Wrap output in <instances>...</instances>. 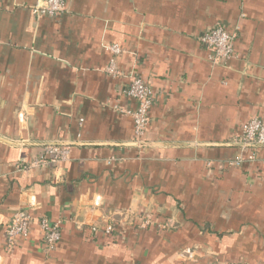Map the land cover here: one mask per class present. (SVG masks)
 <instances>
[{"label": "crops", "instance_id": "crops-1", "mask_svg": "<svg viewBox=\"0 0 264 264\" xmlns=\"http://www.w3.org/2000/svg\"><path fill=\"white\" fill-rule=\"evenodd\" d=\"M36 1L0 0V264H264V147L220 165L250 153L226 143L264 118V0H65L42 16ZM216 24L237 29L225 64L198 40ZM133 75L154 94L143 146L121 111ZM49 145L68 158L32 165ZM23 206L35 220L7 249ZM145 209L172 228L125 224ZM39 215L61 224L49 251Z\"/></svg>", "mask_w": 264, "mask_h": 264}, {"label": "built area", "instance_id": "built-area-1", "mask_svg": "<svg viewBox=\"0 0 264 264\" xmlns=\"http://www.w3.org/2000/svg\"><path fill=\"white\" fill-rule=\"evenodd\" d=\"M65 9V0H37L33 6V13L36 16L57 15ZM236 30H228L223 24L213 25L200 33L198 40L207 52L208 60L213 64H225L234 56V40L236 38ZM106 48L111 52L112 56L105 72L112 76H119L121 71L117 69L115 57L120 53V47L117 44H109ZM124 95L133 99L136 103L134 109L121 110L128 114L133 120V141L135 143H143V136L149 124V110L154 103V94L149 83L139 75H133L129 79V83L123 89ZM118 108V107H117ZM231 142L242 144V149L247 153L233 159L223 161L221 167H238L244 162V159L253 160L256 158V151L248 150L246 144H264V118L253 116L248 119L241 127L238 134H235ZM69 155L68 147L57 145H49L45 151L31 161L32 165H45L48 162L61 163L66 160ZM207 162V165H211ZM128 217V225L137 228L155 227L158 230H169L173 226L171 219L160 218L151 211L143 210ZM42 231V242L45 249H52L59 241L61 236L60 221H52L44 215L36 217ZM121 219V217H120ZM35 220V216L28 207H20L5 225L6 247L11 248L17 239L25 238L31 229V225ZM120 222V221H119ZM113 229L112 223L103 226V232L109 234ZM98 227L91 226V231L96 232ZM182 255L191 257L190 248L182 249Z\"/></svg>", "mask_w": 264, "mask_h": 264}, {"label": "water", "instance_id": "water-1", "mask_svg": "<svg viewBox=\"0 0 264 264\" xmlns=\"http://www.w3.org/2000/svg\"><path fill=\"white\" fill-rule=\"evenodd\" d=\"M134 144L143 146V145H146L147 143L143 142V143H139V144H137V143H134ZM226 145L242 146V144H240V143H229V144L226 143ZM245 146H247V147H264V144L251 143V144H246Z\"/></svg>", "mask_w": 264, "mask_h": 264}, {"label": "trees", "instance_id": "trees-1", "mask_svg": "<svg viewBox=\"0 0 264 264\" xmlns=\"http://www.w3.org/2000/svg\"><path fill=\"white\" fill-rule=\"evenodd\" d=\"M172 228V227H171Z\"/></svg>", "mask_w": 264, "mask_h": 264}]
</instances>
